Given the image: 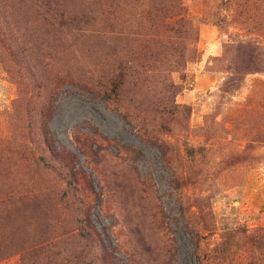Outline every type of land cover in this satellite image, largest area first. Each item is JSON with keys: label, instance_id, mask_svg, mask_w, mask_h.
I'll return each mask as SVG.
<instances>
[{"label": "rangeland", "instance_id": "374dc122", "mask_svg": "<svg viewBox=\"0 0 264 264\" xmlns=\"http://www.w3.org/2000/svg\"><path fill=\"white\" fill-rule=\"evenodd\" d=\"M181 2L0 0V264H264V0Z\"/></svg>", "mask_w": 264, "mask_h": 264}, {"label": "trees", "instance_id": "16d2710c", "mask_svg": "<svg viewBox=\"0 0 264 264\" xmlns=\"http://www.w3.org/2000/svg\"><path fill=\"white\" fill-rule=\"evenodd\" d=\"M146 0H144L145 3ZM181 0H160V4L159 6H156V14H153V12H149L147 13V15H145L146 17H149V19H152L153 17L157 16L158 14L160 15V13H163L161 15V19H162V23H163V28L166 31H170L172 32L173 30L175 31V27L179 22L185 21L183 17H180L179 19H177V21L175 23H170L167 22V17L170 16L168 15L169 13H171V8L172 5H174V7L176 8V12L177 14H181V12L183 11V6L181 4ZM45 6L48 7V9H52L54 12L60 14L62 16V13L57 12L56 10H59L57 7L53 6L49 1L45 3ZM56 9V10H55ZM11 36L8 38L7 33L4 30L3 25L0 23V45H2L4 48H6V50L10 53V55H12L15 59L17 58L16 55L13 54V47L15 48L16 44L14 45L11 40ZM19 55V54H18ZM130 73V66L128 65L127 62H123L119 65V69L117 74L115 75V77L112 79L111 82V86L108 90H106L104 92V97L105 99H111V98H115L117 96H119L121 89L123 88L128 76ZM176 86H174V84L172 83H168L167 84V88L168 90L172 89L175 90ZM43 123L47 124V119L43 118ZM186 148H187V153L190 155H194L196 152V149L192 146H190L189 142H185ZM59 156V158L61 160H64V156L59 153L57 154ZM35 162H37L40 165H49L50 162L47 160L46 156L44 154H39L38 156H36L34 158ZM75 175L73 172L70 173V181L68 182V191H75L78 190V186L76 185L77 180L74 178ZM72 192H64V195H70ZM62 200V199H61ZM86 216V215H84ZM82 224L79 225V229L80 232L79 234L82 235L83 238H94L93 232L94 229L92 228V226H90L87 222H86V218H81ZM97 237V236H95ZM53 244L50 242L49 244H43L41 245L38 249L40 251H45L47 249L50 248V246H52ZM88 244L84 245V248L87 250ZM83 255V253L81 252V256Z\"/></svg>", "mask_w": 264, "mask_h": 264}]
</instances>
